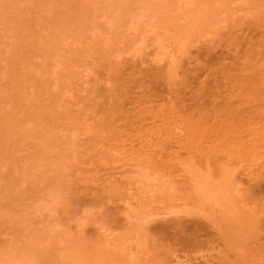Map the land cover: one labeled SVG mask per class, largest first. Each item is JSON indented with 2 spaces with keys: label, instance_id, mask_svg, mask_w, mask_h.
Wrapping results in <instances>:
<instances>
[{
  "label": "rangeland",
  "instance_id": "374dc122",
  "mask_svg": "<svg viewBox=\"0 0 264 264\" xmlns=\"http://www.w3.org/2000/svg\"><path fill=\"white\" fill-rule=\"evenodd\" d=\"M259 186L264 0H0V264H264Z\"/></svg>",
  "mask_w": 264,
  "mask_h": 264
},
{
  "label": "bare ground",
  "instance_id": "6f19581e",
  "mask_svg": "<svg viewBox=\"0 0 264 264\" xmlns=\"http://www.w3.org/2000/svg\"><path fill=\"white\" fill-rule=\"evenodd\" d=\"M192 70H193V69H192ZM190 71H191V70H190ZM190 73H191L192 75H191ZM187 75H188V74H187ZM189 75L193 76V75H194V74H193V71H192V72H189ZM189 75L187 76V77H188V78H187L188 81L186 80V81L188 82V84H187V82H186V84H184V85H185L186 87H188L189 90H190V89L192 90V88H190V87L192 86L191 84L193 83V81H195L194 79H195L198 75H197L195 78H193L194 76H193L192 78H189V77H191V76H189ZM238 77H242V78H243V76H238V75H237V76H236V78H237L236 80H237V81H238ZM249 77H250V76H249ZM249 77H246V78L244 77V78H243L244 80H243V79L241 80V84L245 83V84H243V87H246V88L248 87V88H250L252 84H253L252 87H254V86L256 87V84H255V83H257V84L259 85L258 81H255V80L253 81L252 77H250V78H249ZM233 78H235V76H234ZM196 79H197V78H196ZM222 79H223V78H222ZM245 79H248V80L251 79V80L253 81V83H252L251 80H250V82H251L252 84L250 83L251 85H249V82H248L247 80H245ZM254 79H255V78H254ZM225 80H226V79L224 78L223 81H225ZM236 80H235L236 83L234 84V87L237 86V88H238V87H240V86H239V85H240V80L238 81L239 83H237ZM197 81H198V80H197ZM242 81H244V82H242ZM194 84H195V82H194ZM236 84H237V85H236ZM238 84H239V85H238ZM247 84H248V85H247ZM190 85H191V86H190ZM225 86H226V83H225L224 87H225ZM231 86H232V88H234L233 85H231ZM241 87H242V86H241ZM235 88H236V87H235ZM184 89H187V88L184 87ZM196 91H197V90H196ZM196 91H191V92H192V93H196L197 99H198V101H200L199 99H201L204 95L202 96V94H201L202 97H200V95L197 94ZM192 93H191V94H192ZM213 93H214V92H213ZM216 93H217V92H216ZM181 94H182V92H181ZM214 94H215V93H214ZM192 95H193V94H192ZM192 95H191V96H192ZM194 95H195V94H194ZM194 95H193L192 97H194ZM198 95H199V96H198ZM191 96H190V98H192ZM196 96H195V97H196ZM195 97H194V98H195ZM198 97H200V98H198ZM230 97H231V96H230ZM210 98H211V97H210ZM212 98H215V97L212 96ZM212 98H211V99H212ZM231 98H232V97H231ZM216 99H217V97H216ZM216 99H215V100H216ZM191 100H192V99H191ZM195 100H196V98H195ZM195 100H193V101H195ZM215 100L212 99V100H208V101H209V102L212 101L211 103L213 104V101H214V103H216ZM181 101H182V99H181ZM176 102H179V101L177 100ZM176 102H175V103H176ZM182 102H183V101H182ZM175 103H174V105H173L172 110L166 109L170 114H169V113H167V114L164 113V111L167 112L166 110H164V111L162 112V110L159 109L158 111H159L160 114H159V113H155L154 116H153V118H152L153 120H154V119H157L156 122L159 120V121H161L162 123H164L163 125H166V127H164V126H163V127L165 128V131H167V133H166L163 129H162V130H163V132H165V135H168V136H169V133H172V131L168 133L169 129H171V128H168V127H169V126H173L172 128H175V127H177V125H178L177 123H180V122H182V121H184V122H182V124L184 123V124L186 125V127L189 125L187 128H185V125L183 124V125H184V126L182 127V129H183L182 131H184V132H182L183 135H184V136H185V135L188 136L189 134H191V137H192L193 139H197V138H194L195 136H197V137L199 138V134L197 135L196 131H197L198 133H199V130L204 131V130H202V129H203L202 127L205 128V132H206V134H207L206 136L204 135L205 137L208 136V132H210V131H211V136L214 137L217 133H218V134H220V133L223 134L224 128H225L226 131L228 130V128L232 129V128L234 127V126H232L233 123L230 124L231 122H228L229 120H228V121L225 120V121H227V122H225V121L223 120L224 118H228V117H229V118H231V121L236 120V122H234L235 124H238V121L241 120V119H244V121H246L247 119L250 120V118H251V117H248V118L245 120V118H242V117H241V115H242L243 113L247 114V116L250 115L249 113L244 112L243 110H242V111H243V112H242V111H240V109H238V108H240V107L242 106L241 103H240V104H236V103H234V104L238 105V107H237L236 105H231V106H233V107H231V106H229V104H228V106L224 108V109H227V111H220L219 109H217L218 106H217L216 104H215V105H212V107H211L212 109H210V110H207V109H203V108H202L201 110H198L197 112L192 111V107L189 106L190 108H189V107H188V108L186 107L188 110L185 109V110H187L186 113H184V111L177 110L179 107L177 108V104H175ZM180 103H181V102H180ZM211 103H210V104H211ZM238 103H239V102H238ZM182 104H183V103H182ZM230 104H232V103H230ZM239 105H241V106L239 107ZM182 106H183V108L185 107V105H182ZM182 106H181V107H182ZM181 107H180V109L184 110V109L181 108ZM170 108H171V107H170ZM233 108H234V109H233ZM175 109H176V110H175ZM221 110H223V109H221ZM160 111H161L162 113H161ZM170 111H171V112H170ZM179 111H181V112H179ZM161 114H162V115H161ZM251 115H252V114H251ZM209 117H210V118H209ZM219 117H220V118H219ZM213 118H216V119H214V120H216V121H214ZM217 118H218L219 120H218ZM221 118H223L222 120L225 122V125L228 124V125H231L232 127H231V126L228 127V125H227V127H226V126L223 124V123H224L223 121H222L221 125H220V124L218 125V124H217V121H218V123L221 122ZM209 119H211V121L213 120L214 122H216V123H215L216 125H218V126H220V127L222 126V128H220V127L218 128V126L216 127V129H217V128L220 129V130L217 129V131H218L217 133H214V132L216 131V130H215V126H216V125H214V124L212 123V125H213V126H212L211 123H207V122H206V121H209ZM175 120H177V121L180 120V121H179V122L176 121L177 123H175ZM249 120H248V121H249ZM159 121H158V122H159ZM154 122H155V120H154ZM161 122H160V123H161ZM165 122H166V123H165ZM169 122H170V123H169ZM172 122L175 123V125H172V124H173ZM185 122H187L188 125H187V123H185ZM209 122H210V121H209ZM162 123H161V124H162ZM153 124H154V123H153ZM167 124H168V125H167ZM170 124H171V125H170ZM207 124H208V125H211L213 128H212L211 126H208ZM235 124H234V125H235ZM241 124H244V122H243V123L241 122ZM157 125H158V124H154L153 127H155V126H157ZM200 125H201V126H200ZM205 125H206V127H205ZM223 125H224L225 127H224ZM238 125H239V124H238ZM238 125H237V126H238ZM159 126H161V125L159 124ZM167 126H168V127H167ZM174 126H175V127H174ZM207 126H208V127H207ZM239 126H240V125H239ZM200 127H201L202 129H201ZM209 127H210V128H209ZM223 127H224V128H223ZM157 128H158V127H157ZM161 128H162V126L160 127V129H161ZM166 128H167V129H166ZM199 128H200V129H199ZM206 128H209V129H206ZM211 128L214 129V131H213L214 134H212V130H211ZM226 128H227V129H226ZM175 129H176V128H175ZM180 129H181V128H180ZM206 130H207V131H206ZM208 130H210V131H208ZM159 131H161V130H159ZM201 131H200V134H201V135H200V138H202L203 133L205 134V132H202V133H201ZM221 131H222V132H221ZM226 131L224 132V134H226V135H227V133H228V134L231 133L230 130H228L227 133H226ZM229 131H230V133H229ZM195 133H196V135L193 136ZM161 135L163 136V134H161ZM170 135H172V134H170ZM173 135H174V134H173ZM175 135H176V134H175ZM177 135H181V134H177ZM209 135H210V133H209ZM220 135H221V134H220ZM204 136H203V137H204ZM223 136H225V135H223ZM225 137H227V136H225ZM208 138H211V137H208ZM259 187H260V186H259ZM255 188H257V190H258V189L260 190L261 188L264 189L263 187H260V188H258V187H254V188L252 189V194H253V192H254L253 190H254ZM259 190H258V192H259ZM260 191H262V190H260ZM262 192L264 193V191H262ZM260 193H261V192H260ZM261 194H262V193H261ZM261 194H260V195H261ZM253 195H256V194H253ZM262 196H264V195H262ZM254 197H255V196H254ZM251 198H252L253 200L256 199V198L254 199L253 197H251ZM260 198H261V197H260ZM260 198H259V199H260ZM262 198H263V199H262ZM262 198L259 200V203H260L261 200H264V197H262ZM256 200H257V199H256ZM257 201H258V200H257ZM262 202H263V203H262ZM260 204H261V206H260V211H259L258 209L256 210V207H254V209H255V211H257V213H259V215H258L259 217H258V218L261 219L260 221L257 219L258 224H260L259 228H262V229H263V225H264V224H263L262 219H263L264 217L262 218V216L260 215V212H263V213H264V201H261ZM262 204H263V206H262ZM262 208H263V210H261ZM258 211H259V212H258ZM252 217H253V216H252ZM260 222H261V223H260ZM261 224H262V225H261ZM261 226H262V227H261ZM259 231H260V230H259ZM260 232H261V234H262V233H264V230H263V232H262V230H261ZM262 236H264V234H262ZM191 237H192V236H191ZM192 238H193V239L191 240V238L189 237V238H187V240H188V241L190 240V241L192 242L193 240L195 241V240L197 239L196 236H195V238H194V237H192ZM259 239H260V240H258V242L260 241V243H261V239H262V238H259ZM263 239H264V238H263ZM197 241H198V240H197ZM191 242H190V243H191ZM195 242H196V241H195ZM195 242H194V243H195ZM262 242H263V241H262ZM192 243H193V242H192ZM258 244H259V243H258ZM258 244H257V242H256V246H257ZM260 247H261V245L259 244V245L257 246V248L259 249ZM262 247H263V248H261V250L263 251V250H264V246H263V244H262ZM255 248H256V247H255ZM258 251H259V250H258Z\"/></svg>",
  "mask_w": 264,
  "mask_h": 264
}]
</instances>
